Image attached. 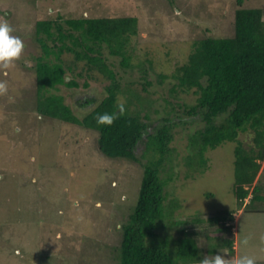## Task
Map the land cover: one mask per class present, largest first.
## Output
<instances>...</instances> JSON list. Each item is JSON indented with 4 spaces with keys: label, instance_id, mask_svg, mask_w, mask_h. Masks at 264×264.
<instances>
[{
    "label": "rangeland",
    "instance_id": "1",
    "mask_svg": "<svg viewBox=\"0 0 264 264\" xmlns=\"http://www.w3.org/2000/svg\"><path fill=\"white\" fill-rule=\"evenodd\" d=\"M238 1L0 0V20H7L13 35L24 42L21 57L6 68L0 67V81H6L8 89L0 94V264H119L121 226L136 204L142 164L149 159L142 141L134 149L136 160L106 156L98 149L97 131L44 117L35 109L33 67L35 57L42 54L35 22L58 15L62 19H138V34L129 45V67H122L119 58L108 54L105 47L101 51L120 80V104L140 114L148 123L147 133L164 117L173 123L171 149L160 176L166 179L164 203L175 198L178 206L155 230L157 240L169 239L174 249L181 228L194 233L198 256L185 263L178 260L179 264H200L206 255L216 253L226 258L254 255L257 264H264V210L241 208L233 195L236 142L225 141L209 149L202 171L189 168L185 164L188 137L203 122L183 106L195 103L191 90H170L177 82L172 77L175 67L186 61L195 40L208 34H233ZM242 4L261 8L264 13V0H242ZM61 58L64 65L74 61L70 52ZM82 66L80 61L73 74L67 73L76 76L77 87L58 85L51 90L62 95L78 116L93 107L79 106L78 98L92 97L97 103L109 82L94 70L90 72L94 77L86 71L75 75ZM160 74L165 78L160 79ZM145 80L150 83L144 85ZM239 138L245 144L249 140L247 134ZM261 166L258 180L264 185V161ZM261 205L264 207V201ZM228 210H235L230 222L233 233L224 237L236 239L237 256L218 246L216 239L205 238L216 229L207 218ZM197 215L204 221L193 222ZM243 237L248 238L247 245L241 244ZM209 248L215 251L210 254Z\"/></svg>",
    "mask_w": 264,
    "mask_h": 264
},
{
    "label": "trees",
    "instance_id": "2",
    "mask_svg": "<svg viewBox=\"0 0 264 264\" xmlns=\"http://www.w3.org/2000/svg\"><path fill=\"white\" fill-rule=\"evenodd\" d=\"M234 31L231 36L211 34L192 43L186 61L177 64L172 77L177 80L170 90L192 91L196 96L192 105L183 104L185 111L199 115L203 125L188 137V154L185 164L202 171L208 163L206 152L225 141H234L233 195L237 205L249 211H263L264 185L258 180L261 162L264 161V13L261 8L247 7L238 1L234 10ZM36 41L42 54L35 57V109L37 112L64 123L77 124L97 131L98 149L109 157L136 160L134 149L142 141L149 154L142 164L143 172L136 204L121 226L119 264H179L193 261L199 246L193 232L179 230L180 236L174 249L169 239L157 240L156 229L170 217L178 206L172 199L165 204L166 179L160 176L161 165L168 159L172 141V125L169 117L152 132L147 133L148 123L140 114L126 107L121 114L118 105L120 80L106 62L101 51L117 56L120 65L130 66L132 53L129 45L138 34L135 16L49 17L35 22ZM51 41L52 44H49ZM73 54L74 61L64 65L61 55ZM83 66L75 75L82 76L97 71L108 79L106 94L96 103L95 98H78L81 107L93 105L78 116L64 102L63 96L53 93L58 85L77 87L73 70L78 62ZM160 74V79L165 78ZM146 84L150 83L145 80ZM87 86V81L83 82ZM145 89V88H144ZM132 92V91H131ZM138 99L136 92L131 93ZM115 113L112 124H99L97 117L103 113ZM147 115L145 119H147ZM247 134L249 140L239 138ZM248 201L245 202V199ZM238 207V209L240 208ZM235 210L207 218L216 229L206 233V239H216L218 246L234 252L233 233ZM196 214H200L197 212ZM193 217L199 223L204 218ZM184 222V221H181ZM176 223V222H173ZM212 234V235H211ZM210 249V250H209ZM211 254L215 250L211 248Z\"/></svg>",
    "mask_w": 264,
    "mask_h": 264
},
{
    "label": "clouds",
    "instance_id": "3",
    "mask_svg": "<svg viewBox=\"0 0 264 264\" xmlns=\"http://www.w3.org/2000/svg\"><path fill=\"white\" fill-rule=\"evenodd\" d=\"M49 14L53 13V9L49 8ZM13 27L7 20H0V67H8L13 61L19 59L24 50L23 40L16 35H13ZM7 82L0 81V94L7 92ZM119 112L122 114L124 106L121 103L118 105ZM116 119L115 113H103L97 117L99 124H112ZM19 131V129H16ZM248 238L241 239L242 245H247ZM200 264H257V258L254 255L241 254L234 258H226L225 255L216 253L212 257L207 255L200 260Z\"/></svg>",
    "mask_w": 264,
    "mask_h": 264
},
{
    "label": "crops",
    "instance_id": "4",
    "mask_svg": "<svg viewBox=\"0 0 264 264\" xmlns=\"http://www.w3.org/2000/svg\"><path fill=\"white\" fill-rule=\"evenodd\" d=\"M261 168H262V166H261ZM260 170H261V169H260ZM236 231H237V229L235 230V232H236ZM233 247H234V252H235V255H236L237 250H238L236 239L234 240V245H233ZM236 256H237V255H236Z\"/></svg>",
    "mask_w": 264,
    "mask_h": 264
}]
</instances>
